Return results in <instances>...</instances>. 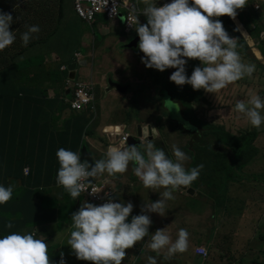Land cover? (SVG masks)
<instances>
[{
	"label": "clouds",
	"instance_id": "obj_1",
	"mask_svg": "<svg viewBox=\"0 0 264 264\" xmlns=\"http://www.w3.org/2000/svg\"><path fill=\"white\" fill-rule=\"evenodd\" d=\"M166 1L168 0H130V4L133 7L129 11L126 7H121L120 15L116 18H110L105 13H98L91 21H87L78 14L75 9V0H72L76 15L88 25L97 16H104L110 21H122L125 33L128 35L135 34L130 39V43L139 37L137 49L128 48L130 43L125 48L133 50L137 54L140 64L135 61V64L138 63L139 65L130 67L133 71L127 77V81H125L116 75L118 68L113 66L112 57L110 56L107 62H110L111 65L109 67H112V69L109 70V73L103 72V67L100 65L98 69L93 67L95 75L91 74L87 80L81 81L77 79L78 65L81 67L89 66L88 59L94 58L95 53L98 54V50L94 49L95 44L91 48L93 51H91L92 54L90 56H85L82 51L77 50L73 54L69 65H76L74 80L69 79V66L59 65L60 72L65 74V91L70 95V99L66 101L68 110H70L71 114L96 111L98 78H103L105 81L107 85L106 92L118 91L109 84L111 78L127 89L125 94H121L118 91L121 96H124L129 101L138 100L136 101L138 102L136 107L131 105L132 110L126 112L132 122L129 124L118 120L121 123L108 125L99 131L97 135L99 140L103 142L105 151L102 158L96 159V155L89 144V139L96 135L97 121L93 118L88 121L84 116L75 115L76 119L85 120L84 123L79 125L80 127L86 124L80 151L74 152L63 147L58 148L55 152L58 163V166L55 167V181H49V186L40 187L42 189H39V187L34 189L26 185V180L31 175L29 166H25L21 170L23 182L10 179L11 184H7L4 181L5 179L3 180V177H7V175H4V172L0 173V205L7 202L11 196L14 197L15 193H13L14 187L12 184L15 181L19 182L16 187L23 192L18 195L22 206H24L23 194L27 193L29 197L35 199L39 197L35 192L48 191L49 187L52 189L56 187L65 191L64 197H70L75 207L82 199L84 200L81 202L79 209L71 214V223L67 227L69 235L66 244L70 247L72 254L77 260L90 261L91 264H140L141 260L149 254L148 250L152 254L155 253L156 256H161L163 261H167L177 253L185 252L188 248V232L185 229L175 228L172 223L166 222L164 225L177 230L173 240L167 231V227L156 229L153 227L155 223L145 213H156L164 216L165 202L175 198L172 195L175 190L185 194V197L196 196L195 190L190 185L197 179L199 170L203 166L196 165L191 167L193 157L197 158L200 150L207 143L213 146L217 144L214 141L205 139L203 137L204 131L201 129L199 131L196 129L198 134L193 137L189 135L186 129H181L180 124L168 110L167 103L172 101L179 105L183 114L181 125L183 127H191L190 122L185 120V111L182 104L172 97L171 91L167 86L169 90L166 88L164 95L159 94L158 88L148 74V68L161 72L168 68V79L176 85L188 84L193 90L203 89L207 93L214 94L219 92L220 98L218 97L217 103L209 109L211 113L215 114V116L223 113L235 115L234 110L237 114H243L248 122V126H243L248 129L243 130L247 132L259 131L261 124L264 123V115H262L264 98L257 95L255 91L251 92L249 84V87L244 89V82L237 85L233 90L230 86L231 83L246 77L253 80L252 74L255 71V65L258 66L259 63L264 65V57L260 51L261 42L256 47H251V44L255 43L256 38L262 32L260 30V22H251L249 19L253 16L260 18L262 5H254L253 0H169L167 3ZM11 11L9 1L0 0V51L7 47L26 49L24 47L28 45L31 39L35 38L34 34L40 31L38 25L23 24L22 27L25 30L19 36L21 45L18 41L15 43V31L9 30L10 25L13 23ZM223 15H227L230 18L236 27L233 31H238L244 41L231 35L228 30L226 32L219 19H212L220 16L223 18ZM223 21L226 26L224 18ZM127 22L134 27L131 31L127 29ZM243 30L247 34L243 33ZM229 35H231V38ZM236 42L238 47L241 46L242 50H236ZM254 48L259 50L262 59H258L254 55L252 50ZM246 54L251 56L250 62H244V58L242 59L240 56L245 57ZM185 58H188L187 61ZM20 59L22 60L23 57H20ZM189 59H198L200 66L194 67L191 74L186 76L185 66L188 65ZM40 62L44 64L45 58L41 57ZM107 62L103 63L100 60V64ZM142 63L144 64L143 72L146 74H140L138 71L143 65ZM127 66L129 67V65ZM135 68L138 69L135 71ZM120 72L123 73L125 70H119ZM1 79L7 80L6 82L10 81L7 78H0V84L2 82ZM141 79L148 83L143 84ZM136 80L141 82L136 85ZM228 85L230 89L227 88L226 93H223L221 89L228 87ZM84 87L90 94L91 100L81 108H75L74 104L78 101L77 93ZM135 87L149 89V98L145 97L143 92H135ZM11 89V86L5 88L2 84L0 91H9ZM0 97L4 99L3 96ZM226 98H231V105L227 104ZM143 106L155 107V113L151 117L153 124L145 125L142 121ZM163 113L166 115L164 116ZM165 121H167L169 126L171 124L177 126L176 128L172 127L173 130H181L185 135L189 136L183 141H186V146L189 142L194 144L197 142L196 140H204V144L199 141L198 145L201 147H198L196 152L192 144L188 145L187 147L193 152L187 156L181 150L183 142H181L180 146H177L176 144H167L165 141ZM225 125L226 119L223 120L219 127H224ZM102 127L104 125H101L99 129ZM243 127L235 128L239 131L241 130L239 128ZM228 130L232 131L234 128H228ZM178 135L185 137L180 131H178ZM131 139H135L139 144L129 145ZM256 142L257 140L254 145ZM84 148H87L88 153L92 155L94 160L91 166L87 161L81 162ZM161 148H164L165 151ZM218 150L224 152L221 148ZM222 156L229 160L232 158L230 155ZM184 162L187 164L190 162L187 169L184 167ZM130 163L133 165L132 174L144 188L163 189V191L158 192L160 197L158 200L150 203L145 202L140 209L141 214L132 215L129 220L133 205L131 202L117 201L119 198L117 190L110 177L124 173ZM248 169L249 167L240 174L242 187L238 186L236 181H232L231 185L244 189L247 185V180L244 176L245 174L249 175ZM103 174H106L107 177L100 180L99 175ZM97 176L98 179L96 180ZM90 178H93V182L90 181ZM251 187H253V184ZM96 188H99L100 191H97ZM197 190L200 191L199 188ZM189 191L192 194H188ZM95 193H98V200H92L91 194ZM47 195V193H44V196ZM231 197L233 199L232 195ZM173 203L175 202L173 201ZM263 207L264 204L260 208ZM149 226L152 228L149 229ZM4 227L11 228L12 225L11 223H5ZM144 237H147V240L138 243L133 248L134 252L127 255V249L142 241ZM199 249H204L206 256L200 255L198 253ZM194 254L200 259V264H203L209 257L204 244L197 245L194 248ZM60 255L61 258L58 264H65L63 253ZM156 256L148 255L144 264H157ZM246 262L248 261L245 260L244 264ZM0 264H50L48 244L44 240L36 238L35 232H11L0 235Z\"/></svg>",
	"mask_w": 264,
	"mask_h": 264
},
{
	"label": "crops",
	"instance_id": "obj_2",
	"mask_svg": "<svg viewBox=\"0 0 264 264\" xmlns=\"http://www.w3.org/2000/svg\"><path fill=\"white\" fill-rule=\"evenodd\" d=\"M11 5V15L13 23L9 30L15 31L14 35H20L25 29L23 24L38 25L40 31L34 34L35 38L31 39L26 48L28 55L34 52V55L29 57L34 59V64L26 71L19 75L13 76L10 81L12 90L0 91L4 96V101L0 100L1 111L6 110L11 114L10 122L5 119L4 123H0V170L4 172L10 171L11 175L21 176V170L25 166L31 169V175L26 180L28 187L42 189L40 187L49 186V181H55L56 168L58 165L55 152L58 148L70 149L77 152L76 132H80L81 127L77 130V125L85 122V120L76 119L75 115L68 110L66 101L70 99V95L65 91V77L60 72L59 63L62 62L58 51L69 50L72 56L75 52L82 51L85 56L91 55V48L93 44L95 47L99 46L98 50L99 60L103 63L107 62L109 57H112V64L119 68L129 65V67H136L140 64L137 54L130 49L125 48L130 43V37L125 33L122 21H110L104 16H97L90 24L84 23L75 13L72 0H8ZM254 5H262V13L260 15V26L264 25V0H253ZM88 26L91 31L88 32L84 27ZM60 33V36H56ZM264 32L256 38L255 43L251 47H256L259 42L264 40L262 36ZM97 36V37H96ZM129 37V38H128ZM21 45L20 39H17ZM17 43V42H15ZM68 43L61 47L62 44ZM49 45L47 50L44 47ZM72 46V48H71ZM71 48V50H70ZM84 48V49H81ZM258 59H262V55L256 48L252 49ZM132 51V52H131ZM244 62H250L251 56L240 55ZM44 57V64L40 62V58ZM135 61L138 63L135 64ZM60 74V75H59ZM92 74L95 75L94 69ZM99 96L101 98V109L104 116L107 115L108 109L105 104L106 100H122L126 102V98L121 96L116 90L106 92L107 85L103 78H98ZM149 89L145 87H135V92H143L145 97L149 98ZM21 97H17V94ZM122 107H116V113L122 112ZM129 112V111H128ZM82 115V114H80ZM165 116L166 114L163 113ZM151 121V119H150ZM118 120L111 119L104 121H97L96 135L89 139L91 149L96 155V159H100L105 151L104 144L98 138V133L108 125L119 124ZM104 125L101 129L99 127ZM122 125V124H120ZM67 132V138L65 133ZM79 134V133H78ZM58 136L61 139L54 138ZM70 136H74L71 142V147L64 146V143L69 142ZM260 145L257 146L259 157L262 161V168L264 171V143H261V137L264 133L259 134ZM259 138V137H258ZM198 141V140H196ZM258 141V139H257ZM193 143H188L191 145ZM187 145V146H188ZM256 145V144H255ZM256 147V146H255ZM219 152L221 150H218ZM12 166H8V164ZM133 165L130 163L124 173L115 174L110 177L112 183L116 187L119 198L124 202H131L133 205L132 212L129 214V220L132 215H138L141 207L145 202L158 200L159 193H155L153 197V190L144 188L140 181L132 174ZM100 180L107 177L106 174L99 175ZM50 191L35 192L39 197L32 199L27 193L22 195L24 207L22 212L24 216L20 223L19 232H35V237L44 240L48 244V255L50 264H58L61 253L65 264H91L90 261L77 260L72 254L70 247L66 244L69 230L68 224L71 223V214L77 211L81 202L75 207L73 200L70 197L65 198V191L60 188L52 189ZM229 200L231 197V186L226 187ZM28 190V189H26ZM163 191V189H161ZM149 192V193H147ZM47 193V196H44ZM252 193H250L251 195ZM172 199L176 205L179 196L185 197L180 191L175 190ZM264 194L247 196L244 194L242 201H250L252 205L262 207L264 204ZM61 206V208L59 207ZM11 210V209H10ZM14 213V210H11ZM222 209L218 210L220 214ZM177 211H168L167 214L158 219L160 223L171 222L175 228H183L187 225L188 232V248L183 253L175 254L170 260L163 261L160 256H156L157 264H200V259L194 254V248L197 245H203L207 242V237H214L216 231L220 232V227H212L210 231L205 234V239L202 231L198 228H204L203 224H192L188 220L186 224H180L178 218L172 213ZM149 215L150 219L156 213H145ZM217 214V213H216ZM192 218V216L188 215ZM257 217V216H256ZM201 219L202 216L196 217ZM156 219V218H155ZM263 219V218H262ZM259 219V220H262ZM246 221V219L244 220ZM156 222L153 227L160 225ZM252 224V222H251ZM247 226H249L246 221ZM165 228V225L163 226ZM15 227L4 228L6 233H11ZM192 235L197 237L196 243H190ZM144 238H142V241ZM139 242L135 243L132 248L127 249L126 254L133 253V248ZM147 254L140 264H144ZM249 255L248 251L244 252V257ZM246 262L245 264H247Z\"/></svg>",
	"mask_w": 264,
	"mask_h": 264
},
{
	"label": "trees",
	"instance_id": "obj_3",
	"mask_svg": "<svg viewBox=\"0 0 264 264\" xmlns=\"http://www.w3.org/2000/svg\"><path fill=\"white\" fill-rule=\"evenodd\" d=\"M243 8V7H242ZM223 18L225 20L227 30L228 32L235 36L238 39H242L238 31H233L235 25L232 23L230 18L227 15H223ZM251 22H260V18L258 16H253L249 18ZM240 26V25H239ZM260 30L264 32V25L260 26ZM243 33L245 31L243 30ZM16 39L14 42H17L20 35H15ZM242 41H244L242 39ZM19 46V45H18ZM27 49H21L19 47L13 48H5L4 50L0 51V78H7L8 80H11L13 76L19 75L22 72L28 70L35 62L34 59L29 57ZM260 51L264 57V40L260 43ZM20 57H23L21 60ZM257 63V62H256ZM200 66V62L197 61V59H189V63L187 66H185V74L190 75L193 68ZM148 74L154 81L155 86L158 88L159 94L161 93L164 95V90L168 87L171 91L172 97L175 98L178 102H180L184 109V115L185 118L191 121L194 125L199 126L198 128L204 131L203 137L209 141H214L219 148L223 149L224 152H218L219 155H215L217 157V160L215 158H211L212 156V149L211 146L207 143L204 145V148L200 150L199 155L197 158L193 157V163L191 167H195L196 165H205L204 168L200 169L201 173L203 174L202 177L198 175L197 179H201V183L203 185L210 187V188H225L222 194L214 195L213 198H210L208 200L209 205L211 208L216 210L215 219L221 222V224L224 223L225 227H228L232 225V218L234 217L232 214L229 215V213L226 212L227 208L230 207L233 204V207L235 209H239L238 202L242 200L244 194H247V196L250 195V193L253 192L254 195H257L259 192L256 187H251L252 184H261L264 185V174L261 175H251L245 174L244 178L247 180V185L244 189L239 188L238 186L241 185L242 179L238 177V175L245 172V170L251 166L257 156H258V150L255 147L254 143L259 137V133L255 130V132H247L246 130H243L242 128H239L241 130H237L234 128V130L228 131L226 133L223 128L220 127V129H216L215 126H212L210 124V121L208 118H206L207 114L215 115L211 113L209 110L212 105L217 103V98L220 96L214 93H207L203 89L193 90L192 87L188 84L184 85H176L174 82H170L168 77V68L165 69L163 72L148 68ZM253 77L256 76L259 77V79H255V82H260L262 86H264V65L258 64V66L255 65V71L252 74ZM262 76V77H261ZM1 86L2 84L5 88H8L11 86L9 82H6L7 80L1 79ZM249 78H243L238 81H235L230 84L231 89H235L237 85H240L243 83V88L247 89ZM167 86V87H166ZM167 88V89H168ZM168 89V90H169ZM227 87L224 89H221L223 93H226ZM12 90V89H11ZM10 91V90H9ZM218 95V96H217ZM0 96H3L0 94ZM4 97V96H3ZM17 97H21V95L18 93ZM163 97V96H162ZM1 102L4 101L3 98L0 97ZM0 102V103H1ZM198 106L200 109H198ZM197 110V111H195ZM202 112L201 114L199 112ZM11 114L6 110L1 111L0 109V123H4L5 119H7L8 122H10ZM197 114L200 117V120L196 117H190L189 115ZM203 121H206L208 126H206ZM160 122V121H159ZM80 126L76 128V130ZM219 127V126H218ZM85 128L86 124H83V126L80 129V132H77L76 139H77V152L80 151V146L83 142L84 134H85ZM205 128V129H203ZM199 131V130H197ZM234 131V132H233ZM79 133V134H78ZM230 133V134H229ZM247 133V134H246ZM67 138V132L65 133ZM56 139H61L57 135L54 137ZM74 140V136H70L69 142L64 143V146L71 147V142ZM84 145V144H83ZM85 146V145H84ZM217 146V145H216ZM218 148V149H219ZM165 151L164 148H161ZM202 154V156H200ZM222 155H230L232 158L229 160L225 156ZM1 156V155H0ZM219 160V163H218ZM201 164H200V163ZM8 166H12L10 163ZM58 165L55 164V167ZM224 171V175L226 177V182L224 185L221 184L220 179V172ZM2 169L0 170V173H2ZM10 171H7L6 175L7 177H3V180L7 184H11V180H16L23 182V179L21 176H12L9 174ZM235 174V175H234ZM249 177V178H248ZM243 178V179H244ZM248 178V179H247ZM196 179V180H197ZM233 179H241L236 180V183H238L237 189L235 193L233 194V200H229V194H227L226 187H229ZM196 180L192 182L190 185L193 189H195L196 186ZM200 188V186L196 187V189ZM31 194V193H30ZM212 193H210V196ZM232 195V192H231ZM245 202L242 201V204ZM256 205H252L250 207H253ZM24 206L20 205V197L16 194H14V197L11 196V198L5 202L4 204L0 205V235L8 234L6 231H4V225L5 223H11L13 227H15L12 232H19L20 229V223L24 215H22V209ZM14 210L15 212L12 213L11 210ZM222 209L220 211L221 213L218 214V210ZM259 210L260 215L256 217V222L259 225L262 220H264V209L263 208H256ZM252 212V211H250ZM253 213V212H252ZM236 214V212H235ZM234 214V215H235ZM217 216V218H216ZM263 218V219H262ZM262 219V220H259ZM220 224V225H221ZM219 225V224H217ZM219 225V226H220ZM167 229L169 228L168 225H165ZM233 227V226H232ZM258 227V226H257ZM256 227V229H257ZM152 227L149 226V229ZM156 229H163V224L156 225ZM155 229V230H156ZM221 229V228H220ZM154 231V230H153ZM229 231V230H228ZM249 232V230H248ZM256 238L251 241L252 237H243L240 238L237 242H235V246L233 249L223 252V249L220 248H211L210 245L212 241H214V237L209 236L207 238V242L205 245V248L208 253V258L205 260L203 264H209L211 260H213V255H215L218 260L220 261V264H234L236 261H238L240 264H244V261L247 260V264H264V261L259 260L256 253H261L264 255V252L261 251V249H264V232L259 233L258 229L256 234L254 235ZM236 248V249H235ZM257 248V249H256ZM261 248V249H260ZM251 249V250H248ZM254 249L259 250L258 252L254 251ZM248 251L249 255L245 258L244 252ZM256 255L257 257L253 256ZM264 257V256H261ZM260 257V258H261ZM245 258V260L243 259Z\"/></svg>",
	"mask_w": 264,
	"mask_h": 264
},
{
	"label": "rangeland",
	"instance_id": "obj_4",
	"mask_svg": "<svg viewBox=\"0 0 264 264\" xmlns=\"http://www.w3.org/2000/svg\"><path fill=\"white\" fill-rule=\"evenodd\" d=\"M212 19H219L222 22V25H223L224 29L227 32V29H226V26L224 24L222 16L213 17ZM84 28L88 32L91 31V29L88 26H85ZM61 30L62 29H60V32L56 36V38H58L60 36ZM245 34H247V33L245 32ZM134 35H135L134 33L129 34L130 38L129 37L128 38L131 39L132 37H134ZM229 37L231 38V35H229ZM236 44H237V49L236 50L237 51L242 50L241 46L238 47V43L237 42H236ZM65 45H68V43L62 44L61 47L65 46ZM48 48H49V45L45 46L44 50H47ZM71 48H72V46H71ZM71 48H70V50H71ZM81 49H84V48H81ZM94 49L95 50H100L99 46L95 47ZM91 51H93V49ZM58 53H59L60 57L62 58V62H60L59 65L69 66L71 64V56H72L73 51L69 52V50H60V51H58ZM30 54L34 55V52H31ZM30 54H29V56H30ZM197 61L199 62L198 59H197ZM88 62H89V66H87V67H81V66L78 65V67H77V73H78L77 74V79L78 80H81V81L87 80L90 77V75L92 74L93 67L98 69V67L101 65V67H103V72H105V73H109V70L112 69V67L111 68L109 67L111 65L110 62H107L105 64H103V63L100 64L99 56H98L97 53H95L94 58L88 59ZM137 69L135 68V71ZM119 70H125V72H123V73H121V72L119 73V71L116 72V75L118 77L124 79L125 81H127V77L130 76L132 71H133L132 68L128 67L126 64H125V66L119 68ZM138 71L140 72V74H146L145 72H143L144 71V64L141 65V67L138 69ZM61 75L65 77V74H61ZM112 75L114 76V74H112ZM255 79H259V77L256 78V76H255V77H253V80L251 78L250 81L248 82L250 88L252 89V90L250 89V91L251 92L255 91L257 95H259L260 97L264 98V86H262L261 83H259V82H255L254 81ZM141 81L143 82V84H147L148 83L147 81L142 80V79H141ZM141 81L140 80H136V85H137L138 82H141ZM122 83H124V82H122ZM227 88L230 89V86L228 85ZM99 91H100V89H99V85H98L96 87L97 96H99V94H98ZM130 95H134V94H130ZM128 97H130V96H128ZM136 101H138V100L135 99V100L129 101L127 99L126 102H124L122 100H117L115 102L112 99L106 100L105 104L107 106L108 112H107V115L104 116V113H103V111L101 109L102 99L98 97V100H97L96 105H95L96 106V111H91L89 113H78L77 115L82 114L81 116L86 117V119L88 121H90L91 118H93L96 121H100L101 122V121H104L106 119L110 120V118H111V119H115V120H121L122 123L131 124L132 120L130 119V117L127 115L126 112L132 110L131 109V107H132L131 105H134L136 107V105L138 103ZM226 101H227L228 105H231V103H232L231 98L230 99L226 98ZM116 107H122L123 108L121 114L120 113H116L114 111V109ZM167 108L170 110V112L172 113V115L176 119V121L180 124L181 129H186V131L189 133V135H191V137H193L194 135L198 134V132L196 131V129L199 130V128H198L199 126H196L197 123H195V125H194L191 121H189L188 119L184 118L187 122L188 121L190 122L191 127H183L181 125V119H182L183 114H182V111L179 108V105H176L172 101H168ZM171 108H172V110H171ZM198 109H200L199 106H198ZM195 111H197V110H195ZM233 112L235 113V115H232V114L231 115H226L225 113H223V114H218V116H215V115L207 114L206 118H210L209 119L210 124L214 123V124H212V126H215L216 129H220V127H218V126L221 123H223L224 119H226V125L224 127H221V128L224 129V131L226 133H228V131L226 130L228 128L229 129H233L235 127L248 126V122H247L246 118L243 116V114H241V113L237 114V112H235L234 110H233ZM154 113H155V107H153V106H149V107L143 106V114H141V119L145 123V125L153 124V122L150 121V119H151V117H152V115ZM199 113L201 114L202 112L200 111ZM262 115H264V110H262ZM189 116L192 117V118L196 117V118H198L200 120V117L197 114L189 115ZM228 121H229V124H228ZM165 122H166V131H165L164 137H165V141L167 142V144H170V145L176 144L177 146H180L181 142H183L186 138H189V136L185 135L181 130H173L172 127L176 128L177 126H174L173 124H171V126H169L167 124V121H165ZM203 123L206 126H208L207 125L208 123L206 121H203ZM203 129H205V128H203ZM242 129H248V128L247 127H243ZM178 131H180V133L183 136H185V137H180L178 135ZM257 132L259 134L264 133V123L261 124L260 129ZM259 139H260V136L258 138V141L256 142V145H255L256 148H257L258 145H260ZM199 141H201V143L204 144V140H199ZM199 141H197L194 144H192V146L195 147L194 148L195 152H196V149L198 147H201V146L198 145L200 143ZM261 143H264L263 136L261 137ZM209 145L211 146V149H212L211 158H215L217 160V157H215V155H219V154H218V152L216 150L220 146H218V144H217V146H213L210 143H209ZM186 147L187 146H186V141H185L181 145V150L188 156V155L192 154L193 151L190 150L188 147L187 148ZM184 148H186V149H184ZM218 163H219V160H218ZM189 164H190V162L188 164L186 162H184V167L187 169ZM201 165L203 166L202 168L205 167V165H203V164H201ZM248 173L251 174V175H261V174L264 173L263 168H262V161L260 160L259 156H257L255 162L251 166H249ZM199 176L200 177L203 176V174L201 173L200 170H199ZM238 177H240V175H238ZM97 179H98V176L96 177V180ZM201 179L202 178L196 180V184L198 186H200V188H199L200 191L196 189V187H198V186H196L195 189H194L195 192H196V196L194 195V196H188V197H184V198L179 196L178 203L176 205H173L174 203H173L172 200L166 201L165 202V215L167 214L168 211H177V213L173 212L172 215L176 216L178 218V222L180 224H184V223L186 224V222L189 219H191V223L193 225L195 223L198 224V225L205 223L206 226L204 228H200L198 226L200 231H202L201 233H202L204 239H205V234L208 231H210L212 229V227H214L215 225L216 226H215L214 229L220 227L221 228L220 232L219 231L214 232V234H213L214 241H212L210 247L211 248L223 249V252H227V251L233 249V247L236 245L235 242H237L240 238H242L243 235H244V237H252L251 241H253L256 238L254 235L256 234L257 229H258L259 233H263L264 232V220H262L259 225L257 224L256 216H259L260 212H259L258 209H256L255 206L250 207L251 206V202L250 201L245 202L244 204H242V200H240L238 202V206H239V207H237V208H239L238 210L233 207V204L230 207L227 208L226 212L229 213V215L232 214L234 216L232 218V220L230 219V221H232V225H230L228 227H225V225H224L225 222H223V224H221V222L218 221L217 216H216V218H217V220H216L215 219L216 210L211 208V206L208 203V200L210 198H213L214 195L222 194L223 191L225 190V188L217 189V188L207 187V186L203 185V183H201ZM220 179H221V184L224 185L225 182H226V177L224 175V171H222V170L220 172ZM236 180H241V179H233V181H236ZM17 185H19V182H16V181L12 184V186L14 187L13 188V193H15L16 195H21L23 192H21L16 187ZM230 186H231V191H232V196H233V194L235 193L237 187L233 186L231 184H230ZM253 187H256L259 193L264 194V185L253 184ZM152 190H153V197H154V194L156 192L158 193V192L162 191L161 189H152ZM48 191H50V189ZM147 193H149V192H147ZM210 193H212L211 196H210ZM251 195H254L253 192H252ZM251 195H249V196H251ZM117 201L119 202V201H124V200L122 198H118ZM59 207L61 208V206H59ZM263 209H264V207H263ZM250 211H252L253 213L250 212ZM235 212H236V214H235ZM154 215L155 216H153L150 219L154 223H155V220H156V222L160 223L158 221V219H161V218H163L165 216V215L164 216H160L158 214H154ZM188 215L192 216V218L188 217ZM199 216H202V218L200 220L196 218V217H199ZM245 219L248 222L249 226L245 225L246 224V221H244ZM251 222H252V224H251ZM169 223H171V222H169ZM160 224L164 225L165 223H160ZM217 224H219V225L221 224V225L219 226ZM186 227H187V225L185 227H183V229L186 230ZM256 227H257V229H256ZM248 230H249V232H248ZM167 231H168L170 237L174 240L177 230L167 229ZM146 240H147V237H144V240L140 241L139 243L145 242ZM196 241H197V237L195 235H192V238L190 239V243H194V242L196 243ZM256 249H254V251L258 252L259 250H256ZM248 250H251V249H248ZM261 251L264 252V249H261ZM148 253H149V255H152L150 250H148ZM256 254H257L258 257L256 255H253V256L257 257L261 261L262 260L264 261V257H261V256H264V255H262L261 253H256ZM213 258L214 259L211 260L209 264H220V261L218 260V258L215 255H213ZM243 259L245 260V258H243ZM181 263L182 262H180L179 264H181ZM235 264H240V263L238 261H236Z\"/></svg>",
	"mask_w": 264,
	"mask_h": 264
},
{
	"label": "built area",
	"instance_id": "obj_5",
	"mask_svg": "<svg viewBox=\"0 0 264 264\" xmlns=\"http://www.w3.org/2000/svg\"><path fill=\"white\" fill-rule=\"evenodd\" d=\"M167 2H169V0L166 1V3ZM121 7H126L129 11L133 5L130 4V0H75L76 11L87 21H91L98 13H105L110 18H116L120 15ZM133 28L134 27L127 22V29L131 31ZM77 96L78 101L74 104L75 108H81L84 104H87L91 100L90 94L85 90V87L78 91ZM96 189L97 191H100L99 188ZM98 193L91 194L92 200L99 199ZM198 253L206 256L204 249H199Z\"/></svg>",
	"mask_w": 264,
	"mask_h": 264
},
{
	"label": "water",
	"instance_id": "obj_6",
	"mask_svg": "<svg viewBox=\"0 0 264 264\" xmlns=\"http://www.w3.org/2000/svg\"><path fill=\"white\" fill-rule=\"evenodd\" d=\"M138 39H139V37L137 39H135L133 42H131L128 45V48H130V49H137ZM185 59L187 61L188 58H185ZM75 68H76V65L75 64L69 66V71H70L69 79L70 80H74L75 79V75H76ZM109 84L111 85V87L116 88L119 92H121V94H125L127 92V89L123 88L119 83L115 82L111 78L109 80ZM171 110H172V108H171ZM138 144L139 143L135 139H131L129 145H138ZM82 155L83 156H82L81 162L87 161L90 166H91L92 163H94V160L92 159V155L90 153H88L87 148H84L83 149ZM90 181L93 182V178H90ZM188 194H192V192L189 191Z\"/></svg>",
	"mask_w": 264,
	"mask_h": 264
},
{
	"label": "bare ground",
	"instance_id": "obj_7",
	"mask_svg": "<svg viewBox=\"0 0 264 264\" xmlns=\"http://www.w3.org/2000/svg\"><path fill=\"white\" fill-rule=\"evenodd\" d=\"M247 37H248V35H247Z\"/></svg>",
	"mask_w": 264,
	"mask_h": 264
}]
</instances>
